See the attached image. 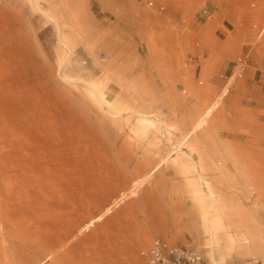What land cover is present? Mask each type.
I'll list each match as a JSON object with an SVG mask.
<instances>
[{
    "label": "rangeland",
    "instance_id": "374dc122",
    "mask_svg": "<svg viewBox=\"0 0 264 264\" xmlns=\"http://www.w3.org/2000/svg\"><path fill=\"white\" fill-rule=\"evenodd\" d=\"M78 3L83 28L64 18L73 35L65 63L72 81H67L58 72L60 44L53 24L26 0H0L3 196L7 183L27 179L17 187L22 193L36 190L38 179L49 193L36 194L39 206H50L63 224L86 222L142 176L140 163L150 148L166 154L164 132L173 140L181 138L189 130V116L203 111L240 68L239 83L205 129L211 147L221 152L209 164L222 163L234 177L225 194L238 199L246 223L241 232H233L236 237L221 264H264V254L245 240L258 231L264 247V35L257 39L264 0ZM109 68L118 74L110 76ZM95 81L110 86L111 100L147 101L161 114L166 131L158 123L145 127L133 111L108 114L85 96L83 85ZM240 171L254 185L247 186ZM182 180L173 163H165L136 194L80 235L69 264H146L145 253L157 239L196 251L214 264L205 250L208 237L199 205ZM26 212L22 216L27 219L35 213ZM26 232L33 239L39 233L17 220L1 230L30 258L37 248L18 238Z\"/></svg>",
    "mask_w": 264,
    "mask_h": 264
},
{
    "label": "bare ground",
    "instance_id": "6f19581e",
    "mask_svg": "<svg viewBox=\"0 0 264 264\" xmlns=\"http://www.w3.org/2000/svg\"><path fill=\"white\" fill-rule=\"evenodd\" d=\"M26 2L29 3L34 11L41 13L48 22L53 24L55 35L60 44V50L58 52L61 59L58 61V72L64 80L72 81L65 72V63L67 55L72 49L73 35L67 28V22L64 18L75 22L80 28H83L81 6L78 0H58V3L55 0H26ZM61 11L65 13V17L60 14ZM263 35L264 25L257 39ZM150 43L154 52H158L155 36L150 37ZM110 50H113V47ZM108 72L110 76L118 74V71L112 68H109ZM240 75V68L232 71L219 95L203 111L199 112V114L189 116L187 119L190 125L189 130L177 140H173L172 136L167 133L161 114L152 110L147 101H142L140 105H136L131 101L125 103L118 100L114 101V99L111 100L113 94L110 86L104 82L95 81L84 84L83 86L86 87L84 92L85 96L96 105L102 106L108 114L117 115L122 112L133 111L140 116V120L145 127L149 124H160V130L163 132L166 131L164 132V137L168 150L166 154H161V152L150 148L140 163L139 174L142 176L135 179L102 212L89 217L86 222L64 221L65 224H63V222L59 221L61 220L60 216L55 211L50 210V206H47L46 210H44L45 207L39 206L35 198L36 194L39 192V194H43L45 197L49 196L48 189L47 191L44 189L40 180L37 179L33 183L34 188L39 190L37 192L36 190L30 191L27 189H23L22 193L16 192L17 187H21L23 182H27L25 178L18 179L13 183H7V196L4 197L3 182L0 179V263L69 264L72 262V251L80 235L84 231H91L92 228L96 227L112 211L115 205H118L127 197L136 194L146 182L151 180L161 166L171 162L183 178V189L189 192L199 205V220L202 229L208 237L205 242L207 255L214 264H221L229 243L233 242L236 237L233 232H241L246 226V223L238 199L235 197L229 199L225 194V189L234 183V177L228 173V170L222 163L209 164L211 162L210 159L214 155H221V152L211 147L205 129L211 121V117L214 115L218 105L223 101V98L231 91L234 84L239 83ZM202 105V101L197 103L198 111L202 108ZM196 139L198 141L193 143L192 141ZM235 168L238 169L236 166ZM208 172L212 173L210 174L211 176H209ZM240 174L246 181L247 186L254 185L252 178L244 175L242 171H240ZM15 199H17V203ZM11 201L15 203H11ZM25 211H35V213L27 219L22 216ZM16 220L19 224L28 223L29 227L35 226L39 231L35 239L27 232L18 236L19 239L28 240L29 244L32 243L37 248V254L30 258L27 254L25 255L16 247H13V241L1 233V230L7 229ZM245 240H249V245L251 244L255 250L264 254V247L261 244L263 239L258 231L247 235Z\"/></svg>",
    "mask_w": 264,
    "mask_h": 264
},
{
    "label": "built area",
    "instance_id": "2783aa9c",
    "mask_svg": "<svg viewBox=\"0 0 264 264\" xmlns=\"http://www.w3.org/2000/svg\"><path fill=\"white\" fill-rule=\"evenodd\" d=\"M146 264H208L196 251L157 239L145 253Z\"/></svg>",
    "mask_w": 264,
    "mask_h": 264
},
{
    "label": "crops",
    "instance_id": "0c3cea01",
    "mask_svg": "<svg viewBox=\"0 0 264 264\" xmlns=\"http://www.w3.org/2000/svg\"><path fill=\"white\" fill-rule=\"evenodd\" d=\"M226 30H227V28L223 26L222 29H221V34H222V33L225 34ZM226 69H227V68H226ZM223 86H224V85H223ZM223 86H222V87H223Z\"/></svg>",
    "mask_w": 264,
    "mask_h": 264
}]
</instances>
